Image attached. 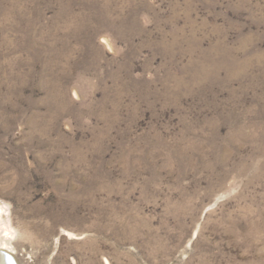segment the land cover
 <instances>
[{"label":"rangeland","instance_id":"rangeland-1","mask_svg":"<svg viewBox=\"0 0 264 264\" xmlns=\"http://www.w3.org/2000/svg\"><path fill=\"white\" fill-rule=\"evenodd\" d=\"M0 250L264 264V0H0Z\"/></svg>","mask_w":264,"mask_h":264},{"label":"bare ground","instance_id":"bare-ground-1","mask_svg":"<svg viewBox=\"0 0 264 264\" xmlns=\"http://www.w3.org/2000/svg\"><path fill=\"white\" fill-rule=\"evenodd\" d=\"M5 252H7V254L8 255H12L13 257H14V255L12 254V253H10V251H4V250H0V264H9V262L8 261H10L9 259H11L12 257L11 256H9V258L6 256V254H5ZM14 259H15V257H14ZM15 261H16V259H15ZM16 263L18 264V262L16 261Z\"/></svg>","mask_w":264,"mask_h":264},{"label":"water","instance_id":"water-1","mask_svg":"<svg viewBox=\"0 0 264 264\" xmlns=\"http://www.w3.org/2000/svg\"><path fill=\"white\" fill-rule=\"evenodd\" d=\"M5 254H6V256H7L8 258H9V256L12 257L11 259H9L10 261H8L9 264H17L16 261H15V259H14V257H13L11 254L8 255L9 253L7 254V252H5Z\"/></svg>","mask_w":264,"mask_h":264}]
</instances>
